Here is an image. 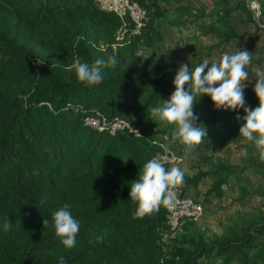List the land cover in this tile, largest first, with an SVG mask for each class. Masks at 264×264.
I'll use <instances>...</instances> for the list:
<instances>
[{
	"label": "trees",
	"instance_id": "1",
	"mask_svg": "<svg viewBox=\"0 0 264 264\" xmlns=\"http://www.w3.org/2000/svg\"><path fill=\"white\" fill-rule=\"evenodd\" d=\"M136 1L146 9L145 25L132 34L125 17L126 30L114 45L123 20L95 0H0V264H58L60 257L66 264H264V182L246 176L249 171L264 178V162L254 143L240 135L243 108L217 109L208 95L194 102L197 123L207 136L198 145L203 150L191 164L194 170L184 173L181 193L208 178L204 200L219 197L229 184L236 186L239 202L247 195L260 198L211 233L188 218L171 230L163 205L134 219L130 184L162 148L143 132L109 133L83 122L85 115L99 112L107 118L123 115L140 129L175 90V74L158 55L163 47L158 19L168 9L159 0ZM161 1L175 3L168 23L194 18L197 32L213 35L215 46L253 35L239 32L230 16L240 24L252 20L264 30V0H255L258 21L246 0H205L204 9L183 0ZM138 45L146 52L137 53ZM113 54L117 64L102 67L100 84L78 82L71 68L77 57L92 64ZM244 83L245 107L254 109L259 106L255 80ZM159 122L164 127L156 130L167 135L154 137L169 145L176 126ZM232 139L242 147L235 161L204 151ZM65 204L80 222L72 249L61 244L52 221Z\"/></svg>",
	"mask_w": 264,
	"mask_h": 264
},
{
	"label": "clouds",
	"instance_id": "2",
	"mask_svg": "<svg viewBox=\"0 0 264 264\" xmlns=\"http://www.w3.org/2000/svg\"><path fill=\"white\" fill-rule=\"evenodd\" d=\"M99 51L106 50L101 48ZM251 60V52L241 49L235 54H225L219 60L203 61L191 71L186 64H182L173 80L175 90L163 106L152 109L153 116L159 121L175 125L177 131L172 139L179 140L186 151H192L207 136L206 128L197 123L198 117L194 114L195 101L208 95L217 109L243 108L246 114L242 117L245 123L240 127V135L254 143L259 159L264 162V72L257 73L253 89L259 106L254 109L245 107L243 89L247 85L244 81L249 80L246 69ZM116 64L114 54L108 55L106 59H97L92 64L81 62L77 57L71 68L75 69L78 82L93 86L103 81L102 67H115ZM183 183L184 172L179 167L166 169L159 159L148 160L139 178L130 184L129 197L137 205L133 218L152 215L162 205L171 207L176 198L174 190ZM69 208L70 205L65 204L52 215L55 235L66 249L76 246L80 229V222L73 217ZM48 223L47 219H43L44 227ZM3 228L5 231L10 230V220H5ZM101 239L102 237H96L97 242ZM58 264H66L64 257L59 258Z\"/></svg>",
	"mask_w": 264,
	"mask_h": 264
},
{
	"label": "rangeland",
	"instance_id": "3",
	"mask_svg": "<svg viewBox=\"0 0 264 264\" xmlns=\"http://www.w3.org/2000/svg\"><path fill=\"white\" fill-rule=\"evenodd\" d=\"M230 2L235 4L237 0H230ZM158 3L168 9L167 16L158 19L160 32L163 33L164 36L163 39L161 34L163 47L159 50V53H161V57L163 55V61L169 62V68L175 75L182 64H186L190 69L193 67L195 68L203 61L219 60L223 55L235 54L241 49L250 51L253 58L259 59V61H251L247 66L246 71L249 73V80H247L246 83H252L257 73L264 72V30H258L252 20H249V23H247V21L240 24V22L236 21V17L230 16V24H233L239 32L243 29V31H249L253 33V35L247 32V34L250 35L244 36L243 38L236 37V39L230 40L227 44L215 46L216 38L213 35L197 32L194 18H188V20L181 25L168 23L169 19L174 15L172 9V6L175 4L174 2L168 3L159 0ZM183 3L188 5L195 4L198 8L200 7L202 9L206 8L205 0H183ZM255 4V0H246L245 3L247 9L251 12L253 11L254 18L258 21L261 18L258 19V14H255ZM259 8L260 7L257 6V13L259 12ZM239 10L243 12H241L242 17H247L245 10L241 8H239ZM196 21H200V18ZM223 27L225 28V25ZM136 52L145 53L146 48L143 45H138ZM163 127L164 123L159 122L151 113L150 116L142 120L140 130L147 135L166 137V132L156 130ZM176 131V127H174V130H171V138L168 143L171 149L181 157V160L178 164H171L169 166L179 167L184 173L189 174L194 170L191 164L193 163L195 166L198 155L203 148L196 146L194 150L186 151L185 146L182 145L179 140L174 141L172 139ZM238 141L232 139L221 146L207 148L204 151L213 156L222 155L226 156L231 161H235L242 150L241 144ZM201 167L204 168L205 166L201 164ZM246 176L251 181L264 182V178L252 172L246 171ZM209 181L208 178H203L197 183L196 188H189V191L187 190L195 196L196 199L201 200L203 212L196 219V222L206 227L208 233L218 230L219 223L225 222L226 217L233 214L234 211L240 209L248 210L259 204L260 198L256 195H247L243 201H237L235 197L238 195V192L234 184H229L219 197L211 195L208 200H204V190L209 185Z\"/></svg>",
	"mask_w": 264,
	"mask_h": 264
},
{
	"label": "built area",
	"instance_id": "4",
	"mask_svg": "<svg viewBox=\"0 0 264 264\" xmlns=\"http://www.w3.org/2000/svg\"><path fill=\"white\" fill-rule=\"evenodd\" d=\"M97 5L104 10L113 11L123 20L122 29L116 35L114 45L120 44V39L125 28V17L131 21V33L137 34L145 25L147 14L144 6L140 5L136 0H95ZM255 14H257V6L255 4ZM84 124L94 129H106L109 133L116 130H124L135 135H141L142 131L138 127H133L130 121L123 115H115L107 118L105 115L96 112L87 114L83 117ZM152 143L158 144L162 151L154 155L152 158L159 159L163 164L170 165L179 162L181 157L174 152L165 141L159 140L154 136H149ZM151 158V159H152ZM176 198L171 207H166V218L169 228L176 229L184 218L196 220L203 212V206L199 199H196L190 192L181 193L180 187L175 190Z\"/></svg>",
	"mask_w": 264,
	"mask_h": 264
},
{
	"label": "crops",
	"instance_id": "5",
	"mask_svg": "<svg viewBox=\"0 0 264 264\" xmlns=\"http://www.w3.org/2000/svg\"><path fill=\"white\" fill-rule=\"evenodd\" d=\"M161 33V32H160ZM162 34V37H163V39H164V36H163V33H161ZM158 55H159V58H160V60L163 58V55H162V57H161V53H158ZM162 61H163V59H162ZM180 162V161H179ZM179 162H176L177 164L179 163ZM176 163H172V164H176ZM171 165V164H170Z\"/></svg>",
	"mask_w": 264,
	"mask_h": 264
}]
</instances>
